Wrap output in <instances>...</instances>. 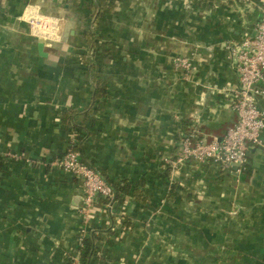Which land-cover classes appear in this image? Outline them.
<instances>
[{"label": "crops", "instance_id": "obj_1", "mask_svg": "<svg viewBox=\"0 0 264 264\" xmlns=\"http://www.w3.org/2000/svg\"><path fill=\"white\" fill-rule=\"evenodd\" d=\"M102 1L0 0V264H71L83 228L98 236L90 264L261 263L264 147L238 169L164 171L185 134L221 140L236 123L228 47L254 33L264 0ZM32 15L60 19L47 56ZM178 55L193 58L188 77ZM73 144L107 181L145 179L141 196L84 212L81 178L56 164Z\"/></svg>", "mask_w": 264, "mask_h": 264}, {"label": "built area", "instance_id": "obj_2", "mask_svg": "<svg viewBox=\"0 0 264 264\" xmlns=\"http://www.w3.org/2000/svg\"><path fill=\"white\" fill-rule=\"evenodd\" d=\"M59 20L52 16L32 15L29 17L31 32L42 38L55 36L60 30ZM228 49L239 79L234 102L238 119L221 140L202 138L196 129L185 134L180 139L178 154L165 158L171 167L172 177L179 174L183 164L189 160L216 164L236 163L239 167H244L249 147H264V107L260 102V96L264 93V11L254 33H246L240 43L230 45ZM173 63L185 77L194 69L193 58L187 55L176 56ZM56 164L64 171L81 178L84 212L90 211L100 197L114 198V190L101 171L83 161L78 150H70ZM84 234L86 230L83 228L79 242ZM70 259L71 264H82L78 254H73Z\"/></svg>", "mask_w": 264, "mask_h": 264}, {"label": "trees", "instance_id": "obj_3", "mask_svg": "<svg viewBox=\"0 0 264 264\" xmlns=\"http://www.w3.org/2000/svg\"><path fill=\"white\" fill-rule=\"evenodd\" d=\"M102 0H99L100 8L102 9ZM70 150H77V145H71L67 152ZM66 152V153H67ZM65 153V154H66ZM5 166V161L2 157H0V168L2 169ZM166 176H172L171 167L167 166L166 170L164 171ZM109 184L112 186L115 196L113 199L100 197V205L107 206L109 203H113V201H117L118 203H124L126 201V197L129 194H133L136 198L141 196V192L145 187V179H141L138 183H133L127 179L110 182ZM184 187L178 183L173 182L170 187V191L168 196L171 198H176L179 194V191L182 190ZM98 241V236L95 233L90 232L89 234H84L82 240L78 243V247L76 248V253L80 256V260L82 264H90V259L94 254L96 243Z\"/></svg>", "mask_w": 264, "mask_h": 264}, {"label": "water", "instance_id": "obj_4", "mask_svg": "<svg viewBox=\"0 0 264 264\" xmlns=\"http://www.w3.org/2000/svg\"><path fill=\"white\" fill-rule=\"evenodd\" d=\"M74 23L73 21H68L67 24H66V27H65V31H64V34H63V38L62 40L63 41H67L68 37L70 34H74ZM38 50H39V53L40 55L42 56H47V53L45 52V40L43 38H41L38 42ZM234 168L235 169H238L239 168V165L234 163Z\"/></svg>", "mask_w": 264, "mask_h": 264}, {"label": "rangeland", "instance_id": "obj_5", "mask_svg": "<svg viewBox=\"0 0 264 264\" xmlns=\"http://www.w3.org/2000/svg\"><path fill=\"white\" fill-rule=\"evenodd\" d=\"M256 255L258 256V259L261 260V263H256V264H264V251H255ZM255 261V260H254ZM223 264V263H221ZM251 264V263H250ZM255 264V263H254Z\"/></svg>", "mask_w": 264, "mask_h": 264}]
</instances>
